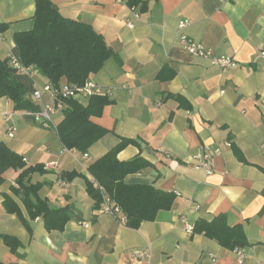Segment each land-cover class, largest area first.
Here are the masks:
<instances>
[{"label":"crops","instance_id":"obj_1","mask_svg":"<svg viewBox=\"0 0 264 264\" xmlns=\"http://www.w3.org/2000/svg\"><path fill=\"white\" fill-rule=\"evenodd\" d=\"M49 1L64 18L90 24L116 53L90 75L113 90L101 112L89 118L106 133L84 156L65 149L54 127H41L0 97V144L19 154L25 167L42 166L24 183L39 184L38 197L49 208L66 207L70 215L61 229L49 227L42 215L31 216L14 192L22 169H6L0 180V262L264 264V61L258 54L264 48V0H141L138 18L127 0ZM35 2L0 0V24H7L0 28V59L13 54L14 33L32 27ZM126 18L134 27H126ZM179 20L188 21L183 33L238 65L220 68L188 53L179 41ZM35 81L49 82L41 74ZM64 83L62 78L58 85ZM62 117L63 111L52 115L54 126ZM8 126L14 127L12 136ZM123 138L134 142L118 152L120 160L140 156L149 163L125 180L175 194L169 210L138 228L103 211V205L94 209L85 189L88 166ZM203 146L220 149L210 174L192 166V155ZM50 161L54 168L45 167ZM62 172L79 175L61 177ZM218 215L241 229L245 245H223L183 229L185 222L194 227ZM3 235L17 238L14 251ZM234 248L244 255L241 263ZM136 250L148 256L136 258Z\"/></svg>","mask_w":264,"mask_h":264},{"label":"trees","instance_id":"obj_2","mask_svg":"<svg viewBox=\"0 0 264 264\" xmlns=\"http://www.w3.org/2000/svg\"><path fill=\"white\" fill-rule=\"evenodd\" d=\"M141 0H127L131 6H137ZM7 24L1 23L0 28ZM13 54L24 65H33L39 74L53 84L66 79L68 83L82 84L91 74L103 68L105 62L115 58V51L105 42L103 36L90 24L61 16L49 0H36L33 25L29 30L18 31L13 35ZM34 89L33 78L18 73L8 63V58L0 59V97L8 98L15 110H37V104L31 102L28 95ZM109 100L105 96L90 98L84 106L77 100H65L62 119L54 126L56 134L65 149H75L87 153L89 147L101 138L106 130L93 123L89 118L98 115ZM134 142L123 138L106 153L92 162L87 171L91 176L85 180V189L93 200V208L99 209L105 199L118 206L125 216V225L138 228L143 221H152L159 211L171 208L175 194L162 190L152 184L127 182L126 176L149 166L140 156L129 160H120L117 154L127 144ZM23 158L0 144V180L1 174L8 168L22 169L16 178L14 192L22 196L23 203L31 216L42 215L47 224L61 229L69 219V210L52 209L37 195L39 184H25L24 179L32 172H42L41 165L25 167ZM75 172H62L61 177H74ZM33 196L34 201L30 198ZM4 205L9 211L8 197ZM192 232L203 233L216 239L223 245L243 246L247 243L238 226H230L222 215L211 220L199 219ZM5 244L11 249L19 245L17 238L3 235ZM0 264H2L0 262Z\"/></svg>","mask_w":264,"mask_h":264},{"label":"built area","instance_id":"obj_3","mask_svg":"<svg viewBox=\"0 0 264 264\" xmlns=\"http://www.w3.org/2000/svg\"><path fill=\"white\" fill-rule=\"evenodd\" d=\"M134 18H138L139 11L136 6H129ZM126 27H134V21L126 18L124 20ZM188 25L187 20H179L177 27L179 29V41L183 48L193 56L204 58L208 60L212 65L218 66L220 68H233L238 65V62L231 56L215 53L213 49L205 46L204 44L195 41L193 38L183 33L182 30ZM258 54L264 61V48H258ZM8 63L12 66L18 73L25 74L34 80V89L28 95V98L34 104L38 105L37 110H25L26 115H28L35 123L43 128L54 127L52 115L56 111H62L65 108V100L79 99L81 97L91 98L94 96H105L110 97L113 90L110 86L102 85L91 77H87L82 84L74 83H64L62 85H53L51 83L39 84L35 81V76L39 74L37 69L33 65H24L21 63L14 54L8 57ZM4 118L7 119L9 114L5 113ZM14 127L8 126V135L12 136ZM225 146H230V142H223ZM220 152L219 147L210 149L208 147H200L198 152L192 155L194 168L202 169L206 174H210L213 171V159ZM84 156L86 154L84 153ZM56 166L55 161H50L45 164L47 168H54ZM103 211L109 212L113 215H119L121 220H125L121 209L118 206H114L110 203L109 199H105ZM183 229L187 233H192L193 226L187 222L184 223ZM237 261L241 263L243 261L244 255L238 248L233 249ZM133 256L136 258H141L148 256L147 250H136L133 252ZM211 257H213L210 254Z\"/></svg>","mask_w":264,"mask_h":264},{"label":"rangeland","instance_id":"obj_4","mask_svg":"<svg viewBox=\"0 0 264 264\" xmlns=\"http://www.w3.org/2000/svg\"><path fill=\"white\" fill-rule=\"evenodd\" d=\"M37 78V76H35V79ZM56 118L58 117H60V114H56V116H55Z\"/></svg>","mask_w":264,"mask_h":264}]
</instances>
